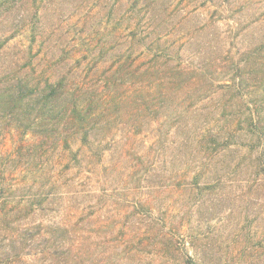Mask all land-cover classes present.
Masks as SVG:
<instances>
[{
  "label": "rangeland",
  "instance_id": "1",
  "mask_svg": "<svg viewBox=\"0 0 264 264\" xmlns=\"http://www.w3.org/2000/svg\"><path fill=\"white\" fill-rule=\"evenodd\" d=\"M151 1L30 0L0 19V93L22 78L43 85L64 77L81 105L96 108L105 123L93 130L92 148L72 138L70 153L62 144L50 148V140L30 129L23 141L27 120L13 103L2 102L0 179L16 189L17 202L52 192L50 210L31 219L78 224L93 252L86 264H187L191 258L198 264H264V134L249 132L246 115L242 129L237 127L233 113L241 98L233 105L228 93L217 94L199 106L196 122L189 121L191 132L171 123L166 142L159 143L154 117L160 100L148 97L131 66L118 69L119 55L128 48L130 9L139 2L138 18L145 21ZM158 5L150 12L154 26L169 35L166 45L184 63L215 73L226 72L232 58L244 60V85L250 91L252 85L263 87L264 0ZM19 23L26 26L1 46ZM151 57L133 66L144 69ZM235 127L232 146L213 154L205 148L201 139L208 129ZM40 142L44 148L35 151ZM20 145L25 146L18 155ZM37 258L30 263L38 264Z\"/></svg>",
  "mask_w": 264,
  "mask_h": 264
},
{
  "label": "trees",
  "instance_id": "2",
  "mask_svg": "<svg viewBox=\"0 0 264 264\" xmlns=\"http://www.w3.org/2000/svg\"><path fill=\"white\" fill-rule=\"evenodd\" d=\"M29 1L0 0V19L10 16ZM159 1L149 2L147 6L149 15L146 12L145 21L143 18H138L137 3L139 2L132 5L128 48L119 55L118 68L130 70L127 66H131V69L133 68L131 72L136 75L135 78H143L142 83L148 97L156 98V94L160 100L161 105L155 111L157 115L154 117V121L158 124L156 129L159 134L158 142H166L169 131L173 127L171 123L179 124V128L191 132L189 121L196 122L195 115H198V111L201 110L199 106L223 92L230 95L228 104L236 105L237 97L241 98L242 103L240 102L238 108L240 110L236 113L232 112L233 116L238 118L237 127L242 129L240 122L244 121L240 118L246 115L245 117L250 118L249 132L253 135L264 134V85L262 88L252 85L253 91L244 85L240 79L243 71L240 63L244 60L235 62L232 58L226 72L215 71V73L190 67L184 63L180 52H177L172 45H166L169 35H161L154 26V19L150 12L159 6ZM35 18H37V12L33 19ZM21 24L23 23L14 26L15 31L12 37L6 39L1 46L14 38L20 30L22 31L26 25L21 28ZM28 31L35 41L36 28L32 27ZM255 51L249 55L246 54L248 56L245 61L255 55L257 52ZM150 55L152 57L146 68L142 69L140 65L133 66L140 57ZM114 73V75L119 74L118 70ZM261 73L263 77L264 71ZM246 96L252 97L251 100H245ZM2 102L13 103L17 111L23 115L22 119L27 120L28 125L21 137L23 141V135L27 129H30L44 141L50 140V148L62 144L63 148L70 152L72 138H79L83 146L92 148L90 138L93 130L105 126V123L99 119L101 116L96 108L81 105V98L71 93L70 86L64 77L57 81L48 78L43 81V85L40 81L32 85L28 78H22L11 89L0 93V105ZM170 102H173V105ZM166 127L168 129L164 130ZM237 127L232 131L219 129L216 132L210 128L206 133L207 136L204 135L201 140L208 144L205 147L208 151H212V154L218 153L221 149L229 148L234 144ZM24 146L20 145L18 155L23 152ZM32 147L37 151V149H43L44 145L40 142ZM30 148L28 147V150H31ZM73 154L78 161V155ZM37 166L39 167V163ZM198 180H200L199 177L195 179V183H198ZM6 182V178L0 179V264H36V261L30 263L31 258L34 257H38V264H86L85 257H92L93 252L89 247L87 248L88 238L85 236L84 229L81 228L82 233L77 229L78 224L75 223L72 227L59 224L45 225L31 219L39 213H47L50 210L46 204L53 193L39 194L32 201L31 198L25 199L26 197L22 196L20 200L27 201L17 202L16 189ZM15 202L16 206L9 207L10 203ZM187 264H198V262L191 258Z\"/></svg>",
  "mask_w": 264,
  "mask_h": 264
}]
</instances>
